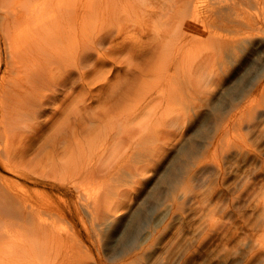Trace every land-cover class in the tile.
Wrapping results in <instances>:
<instances>
[{
  "label": "rangeland",
  "instance_id": "1",
  "mask_svg": "<svg viewBox=\"0 0 264 264\" xmlns=\"http://www.w3.org/2000/svg\"><path fill=\"white\" fill-rule=\"evenodd\" d=\"M158 1L149 8L136 0L148 20L133 30L150 50L160 43L156 28H169L162 31L178 50V104H154L144 137L134 133L135 166L126 182H75L71 169L44 165L47 147L13 164L0 155V205L18 191L37 207L49 202L57 210L39 207L55 233L49 263L40 264H264V0H178V13L167 11L171 0ZM163 9L174 20L163 23ZM3 46L0 34L2 54ZM162 81L146 86L147 99ZM174 110L172 127L167 114ZM176 167L180 176L171 185ZM123 173L121 167L114 178ZM146 208L130 248L111 258Z\"/></svg>",
  "mask_w": 264,
  "mask_h": 264
},
{
  "label": "bare ground",
  "instance_id": "2",
  "mask_svg": "<svg viewBox=\"0 0 264 264\" xmlns=\"http://www.w3.org/2000/svg\"><path fill=\"white\" fill-rule=\"evenodd\" d=\"M146 3L150 8L160 2ZM165 7L176 13L178 0L168 1ZM141 9L136 0H35L24 5L0 0L4 45L3 54L0 49V155L8 163L32 149L47 147L50 154L44 165L71 169L75 182L114 186L127 181L135 166L134 133L142 132L144 137L151 125L149 114L157 112L154 104H178V88L173 83L178 77V50L164 38L163 31L168 33L169 28L166 31L161 25L153 33L155 38L161 36L156 47L148 50L146 43L139 44L141 37H135L134 30L148 20L144 18L148 15L142 16L145 11L138 13ZM166 10L160 13L166 15L163 23L167 24L172 16ZM172 29L178 34L177 28ZM169 48L176 51L170 52L168 60L163 55ZM158 78L163 81L147 99L146 86ZM134 101L151 105L135 111L130 107ZM92 102L96 105L90 107ZM141 111L135 129L133 119ZM168 113L172 124L178 113ZM161 117L155 115L156 120ZM121 167L122 177L114 178ZM170 173L167 181L173 185L180 176L178 167ZM6 196L7 205H0V264H40V259L49 263L52 246L47 243L55 233L53 224L40 213L43 206H35L22 192ZM48 204L44 210L57 211ZM146 212L147 208L134 218L120 252L116 250L118 254L115 251L111 258L130 248Z\"/></svg>",
  "mask_w": 264,
  "mask_h": 264
}]
</instances>
